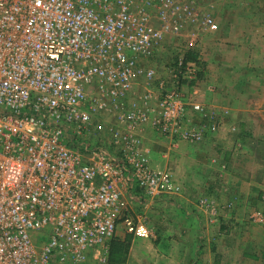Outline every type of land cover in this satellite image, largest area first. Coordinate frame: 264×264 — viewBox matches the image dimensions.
<instances>
[{
  "label": "built area",
  "instance_id": "1",
  "mask_svg": "<svg viewBox=\"0 0 264 264\" xmlns=\"http://www.w3.org/2000/svg\"><path fill=\"white\" fill-rule=\"evenodd\" d=\"M215 27L198 0H0V264H108L119 223L155 236L125 193L181 186L137 130L178 147L219 123L194 120L214 116L183 87L197 61L180 56L167 78L147 63L169 38L195 46ZM96 121L123 155L79 149Z\"/></svg>",
  "mask_w": 264,
  "mask_h": 264
},
{
  "label": "crops",
  "instance_id": "2",
  "mask_svg": "<svg viewBox=\"0 0 264 264\" xmlns=\"http://www.w3.org/2000/svg\"><path fill=\"white\" fill-rule=\"evenodd\" d=\"M234 1L237 0H212V3H216V6L220 8L218 14L216 9V15H214L217 27L202 32V42L206 39L208 43H211L209 49L211 48L212 54L209 62H206L208 67L206 77L203 80L197 79V85L191 92L193 98L197 97L214 113L212 119L196 114L195 122L209 124L217 121L218 130L208 133L200 142L183 140L178 147H172L170 140L165 138L164 144L168 145L167 151L161 153L158 157L160 160H157V153H153L152 163L159 166L170 165L174 168L181 191L172 195L161 193L154 197L141 194L140 203L146 202L149 206L153 204L155 206L162 201L172 208L187 209V203L191 201V197L195 198L201 193H212L215 191V185H219L220 179L227 180L231 191L229 197L235 194L237 199L246 203L250 200L253 205L254 196L259 194V197H264V184L257 182L255 169L247 170L249 159L264 162V10L259 16L262 18L261 23H247L246 5L247 1L251 0H239L243 7L239 10L236 9ZM184 38L186 50L192 49V51H186L189 55L195 51L196 46H190L189 38L186 36ZM147 64L155 66V58ZM198 99L196 100L199 101ZM257 131L262 133L257 136L258 138L255 137ZM251 134H254V137ZM143 144L153 149V144L149 140L147 142L143 139ZM262 176L264 177V170L260 172V177ZM134 204L133 202L132 205ZM252 216L263 220L262 211L254 212ZM202 225L205 223L202 222ZM119 226L116 236L119 235ZM125 236L120 234V240H123ZM168 238L170 241L180 239L179 241L183 243L192 241L190 238H194V241H197L196 251L185 249L183 244L180 250L173 252L174 258H171L172 253L156 249V256L153 257L155 264H221L214 251L215 244H212L215 239L211 235L169 233ZM223 238L235 242L242 240L240 236L232 235ZM115 239L116 237L112 240L110 247L113 246ZM131 239L134 243L147 238L134 236ZM154 239H158V235H155ZM227 248L228 250L222 251L228 260L227 264H236L240 259L241 264H255L250 261L251 257L249 259L245 250H239V248L236 250L235 247L230 246ZM193 254H196V259L189 262V256L192 257ZM250 255L258 257L255 251ZM262 255L264 256V253Z\"/></svg>",
  "mask_w": 264,
  "mask_h": 264
},
{
  "label": "rangeland",
  "instance_id": "3",
  "mask_svg": "<svg viewBox=\"0 0 264 264\" xmlns=\"http://www.w3.org/2000/svg\"><path fill=\"white\" fill-rule=\"evenodd\" d=\"M198 1L200 2L203 11L210 13L215 17L214 15H216L215 12L217 9L218 14L220 8L216 6V3H212V0ZM233 3L236 5V9H243L239 0L234 1ZM246 8L247 23L254 24V22H262V18L259 16L264 10V1H247ZM240 21L242 25V19ZM202 37L201 33L199 37L200 40H198L195 45L196 48H194L200 56H198V74L195 78L185 80L183 84L185 92L189 94L190 99L192 98V101L195 102H201V100L197 97L196 99L199 101L193 98L191 92L194 91V87L197 85L196 82L199 79L203 80L206 77V68H208L206 62H209L210 55L212 54L210 50L211 48L209 49L211 43H208L206 39L202 42ZM184 39L185 38L183 37L181 39L175 37L169 38L166 41L165 46L156 52L155 67L157 68L158 78H167L169 75V72L167 73L169 65L180 56H187L186 51H192V49L186 50L184 47ZM140 89L143 90L144 88L140 87ZM110 118H112V116H110ZM110 121H112V119ZM94 125L92 126L93 130L88 142L79 145V149L82 152H89L91 149H103L111 152L113 155L120 156L122 151H119L118 149L121 148H117L108 143V135L105 130L101 129L99 126L101 123L96 121ZM137 132L141 134L144 141L148 142L149 140V142L153 144V149L143 144L145 148L150 149L149 153L151 157L153 153H157V160H160L158 157H160L162 152H166L168 149V145L164 144V139L166 137L161 136L157 132V129L151 125H147L143 129H138ZM150 132H153L154 134L152 133V135ZM261 134V131H257L255 137L260 136ZM251 136L254 137V134H251ZM153 158L155 159V157ZM249 160L250 161L247 162V170L253 171L255 169L257 182L264 184V177H260V172L264 170V162H258L253 159ZM218 184L219 185H215L214 188L217 194L215 191H212V193H201L195 198L191 197V201L187 203V209L184 207L179 209L176 207L172 208L169 205L166 206L162 201L155 206L154 204L149 206L146 202L140 203V189H138L136 185L130 184L128 192H126L123 197L128 212H130L136 220H138V218L143 220L154 231L155 235H158V239H154V237L142 241L137 239L138 241L132 243L131 237L134 236L127 232L124 223H119V235L115 236L116 239L113 242L114 244L110 248L108 264H129L128 262H130V264H155V262H153V257L156 256V249L166 251L169 254L172 253L170 257L174 258L173 252L180 250L183 244H185V249H193V251L197 247V241H194V238H190L192 241H187L185 243L179 241L180 239L177 241H170L168 238L169 233L191 234L194 236L199 234L211 235L215 239L213 240L215 242L212 241V244H215L214 251L216 252L217 257H219L217 259L221 264L228 263V260H226L225 254L222 251L228 250L227 247L229 246L235 247L236 250L237 248H239V250H245L249 259L251 257L250 261H253L255 264H264V256L262 255L264 253V197H259V194L254 196L255 201L253 205L250 200L246 203L237 199V196H234L235 194L229 197L231 191L228 187L229 184L227 180L220 179ZM204 197L207 199L206 202L201 201ZM130 200H132V204L133 202L135 204L132 205ZM251 207H254V209L250 210ZM257 211H262L263 220L252 216V214ZM202 222L205 223V225H202ZM120 234L126 235L123 240H120ZM228 235L240 236L242 240L241 242H235L231 239L227 241V239L223 237ZM182 250L184 249L182 248ZM254 251L258 257L250 255ZM192 259H196V254H193L192 257L191 255L189 256V262H192ZM232 260L234 261L235 259L232 257ZM209 261L210 260H208V262ZM241 263L242 261L240 259L236 264Z\"/></svg>",
  "mask_w": 264,
  "mask_h": 264
},
{
  "label": "trees",
  "instance_id": "4",
  "mask_svg": "<svg viewBox=\"0 0 264 264\" xmlns=\"http://www.w3.org/2000/svg\"><path fill=\"white\" fill-rule=\"evenodd\" d=\"M198 53H197V51L195 50V51H193V52H191L189 55H187V59H191V60H195V61H197V63L199 62V58H198ZM113 245V244H112ZM112 247V246H111Z\"/></svg>",
  "mask_w": 264,
  "mask_h": 264
}]
</instances>
